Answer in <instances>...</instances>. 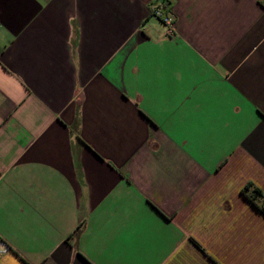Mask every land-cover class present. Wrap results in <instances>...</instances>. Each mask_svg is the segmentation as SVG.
I'll list each match as a JSON object with an SVG mask.
<instances>
[{"label": "crops", "instance_id": "crops-1", "mask_svg": "<svg viewBox=\"0 0 264 264\" xmlns=\"http://www.w3.org/2000/svg\"><path fill=\"white\" fill-rule=\"evenodd\" d=\"M247 184L264 0H0V264H264Z\"/></svg>", "mask_w": 264, "mask_h": 264}, {"label": "built area", "instance_id": "built-area-1", "mask_svg": "<svg viewBox=\"0 0 264 264\" xmlns=\"http://www.w3.org/2000/svg\"><path fill=\"white\" fill-rule=\"evenodd\" d=\"M163 3H158L151 9V16L160 20L163 26L165 27L164 37L165 38H174L175 37V26L174 21L169 14L164 13ZM1 253V252H0Z\"/></svg>", "mask_w": 264, "mask_h": 264}, {"label": "trees", "instance_id": "trees-1", "mask_svg": "<svg viewBox=\"0 0 264 264\" xmlns=\"http://www.w3.org/2000/svg\"><path fill=\"white\" fill-rule=\"evenodd\" d=\"M241 195L264 216V201H262L263 196L259 190L254 188L251 184H247L241 190Z\"/></svg>", "mask_w": 264, "mask_h": 264}]
</instances>
